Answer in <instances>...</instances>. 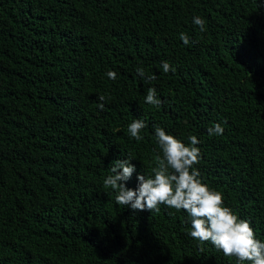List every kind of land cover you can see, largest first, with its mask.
Instances as JSON below:
<instances>
[{"label":"trees","instance_id":"obj_1","mask_svg":"<svg viewBox=\"0 0 264 264\" xmlns=\"http://www.w3.org/2000/svg\"><path fill=\"white\" fill-rule=\"evenodd\" d=\"M155 126L197 136L202 182L264 241V0H0V264H239L104 188L116 159L129 188L151 174Z\"/></svg>","mask_w":264,"mask_h":264},{"label":"clouds","instance_id":"obj_2","mask_svg":"<svg viewBox=\"0 0 264 264\" xmlns=\"http://www.w3.org/2000/svg\"><path fill=\"white\" fill-rule=\"evenodd\" d=\"M193 23L205 30V21L193 17ZM184 45H189V36L180 34ZM164 73L175 71L167 60L162 62ZM137 73L147 81L155 80V74H146L143 67ZM106 75L115 80L116 72L109 70ZM99 108H104L106 97H98ZM145 103L160 107L162 100L157 97L154 87L147 90ZM146 127L145 120L135 119L128 125V133L137 142L143 140L141 130ZM209 136L222 135L224 128L215 123L207 129ZM155 140L159 152L154 157L151 174L138 175V186H126L135 171L130 161L135 157L116 159L110 164L109 174L103 180L105 189L115 193L117 205H130L133 210L159 212L160 205L177 211H185L190 217L189 235L200 243L210 242L226 257H235L239 264H264V241L257 239L250 221L240 218L232 208L224 203L223 194L202 182L199 170L195 167L200 160V143L196 135L188 136L189 143L169 134L164 128L155 126Z\"/></svg>","mask_w":264,"mask_h":264}]
</instances>
